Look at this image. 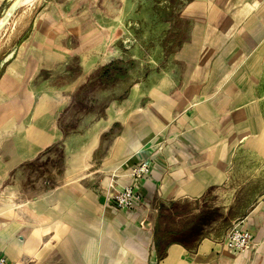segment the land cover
<instances>
[{"label": "crops", "instance_id": "obj_1", "mask_svg": "<svg viewBox=\"0 0 264 264\" xmlns=\"http://www.w3.org/2000/svg\"><path fill=\"white\" fill-rule=\"evenodd\" d=\"M157 1L163 15L150 19L162 37L151 41L158 54L140 61L141 75L133 56L86 70L81 53L124 36L145 0L24 6L36 17L14 62L33 67L32 97L0 92L7 264H264V0ZM93 128L97 140L83 158L88 142L78 140ZM240 149L253 198L233 215ZM140 161L150 171L135 178L130 167ZM129 183L144 196L124 216L109 197ZM237 220L256 248L220 250L215 239Z\"/></svg>", "mask_w": 264, "mask_h": 264}, {"label": "rangeland", "instance_id": "obj_2", "mask_svg": "<svg viewBox=\"0 0 264 264\" xmlns=\"http://www.w3.org/2000/svg\"><path fill=\"white\" fill-rule=\"evenodd\" d=\"M7 1V3H6ZM34 0L29 2L28 0H23L22 2L15 5V0H2L0 5V34L2 35V40L0 42L1 47V59H8L5 63L0 61V92H25L30 91V97H32L31 85L29 83L31 75L33 73V67L28 63L24 65L22 62H14L17 55H22V52H18V47L23 43V37L25 30L30 26L34 27V13L32 15H26L23 13L24 6L33 3ZM130 14L134 11L135 7L133 4L129 3ZM138 10L141 12L139 19H131L127 32L125 30L124 36L117 35L111 41H108L106 45H102L95 51L85 50L81 53V62L86 70L91 68L93 65H100L104 63H109L110 61L121 60L126 61L131 56L138 62V75L142 73L146 74V67L141 68L139 64L140 61H144L143 65H146L148 59L152 56L154 58L157 56V51H152L155 45L151 44L154 39L161 40V35L155 36L157 26L153 27L150 15H163L160 14V7L157 0H145ZM36 7V8H34ZM34 11L40 10L37 8L36 4L33 6ZM8 15V16H7ZM7 16V19L4 17ZM142 17L144 20H142ZM136 21H138V28L136 30ZM11 29H14L10 32ZM162 26H160L161 28ZM3 28V29H2ZM6 28V30H5ZM132 28V30H131ZM154 30V32L152 31ZM161 32V30H160ZM156 44V43H155ZM137 46L144 48H138ZM151 46V47H150ZM19 47V49H20ZM17 49V51H16ZM106 49L108 54L104 56L103 50ZM132 49V50H130ZM140 49V50H139ZM22 50V48L20 49ZM87 57H86V56ZM84 59V60H83ZM84 61V62H83ZM93 63V64H92ZM131 70H135V67H131ZM142 72V73H141ZM7 102V101H4ZM9 134V132H2L0 136ZM81 138V137H80ZM235 160L237 161L235 167V180L230 187H238L234 195L236 198V210L233 211V215H238L242 213L245 203H248L253 197H251L249 188L247 187L248 182H250L249 165L247 163V151L246 149H240L234 154ZM76 164V163H75ZM260 169V168H259ZM260 184V182H258ZM256 183L257 186L259 184ZM237 185V186H236ZM230 189V188H229ZM231 191V190H230ZM229 191V192H230ZM232 196L231 198H234ZM228 197L225 196V199Z\"/></svg>", "mask_w": 264, "mask_h": 264}, {"label": "built area", "instance_id": "obj_3", "mask_svg": "<svg viewBox=\"0 0 264 264\" xmlns=\"http://www.w3.org/2000/svg\"><path fill=\"white\" fill-rule=\"evenodd\" d=\"M149 171L150 167L146 161H140L130 167V174L135 178H141L143 175L148 174ZM143 196L138 188L129 183L121 185L109 199L113 201L119 212L127 216L129 211L136 210L142 203ZM143 223L144 221H140V226H143ZM215 243L220 250L238 252L255 249L257 246L252 230L244 224L243 220L233 221L225 229L224 233L215 239ZM0 264H7V262L4 258H0Z\"/></svg>", "mask_w": 264, "mask_h": 264}, {"label": "bare ground", "instance_id": "obj_4", "mask_svg": "<svg viewBox=\"0 0 264 264\" xmlns=\"http://www.w3.org/2000/svg\"><path fill=\"white\" fill-rule=\"evenodd\" d=\"M23 0H15V5L16 4H18V3H20V2H22ZM29 2H31V0H28ZM125 5V4H124ZM126 8V7H125ZM124 9V8H123ZM126 11H124L123 13H125ZM8 16V15H7ZM7 16H5L4 17V19H7ZM104 21H106V20H104ZM104 23V22H103ZM106 23V22H105ZM109 24H111V22H109ZM105 28V27H104ZM120 29V28H119ZM98 43V42H97ZM92 47H93V45H92ZM87 50H91V49H87ZM83 54V53H82ZM103 54H104V56H106L107 54H108V51H106V49H104L103 50ZM86 56V55H85ZM87 57V56H86ZM84 60V59H83ZM84 62V61H83ZM93 64V63H92ZM159 77V76H158ZM160 82L163 84L164 82H165V78H161V80H160ZM160 86H162V85H160ZM160 86H159V88H160ZM56 87V86H55ZM138 87V86H137ZM136 90V89H135ZM137 90L138 91H140V89H138L137 88ZM60 92V91H59ZM136 91H134L133 93H132V96H131V98L132 99H135L134 97H136L135 95H136V93H135ZM139 94H140V92H139ZM49 95V94H48ZM50 96V95H49ZM139 98V96L137 97V99ZM56 99V98H55ZM59 100V99H58ZM130 100V99H129ZM61 101V100H60ZM66 101V100H65ZM128 101V100H127ZM138 101V100H137ZM134 102H136V101H134ZM124 102H122V104H123ZM127 103V102H126ZM122 104H121V106H122ZM42 105V104H41ZM112 105V104H111ZM126 105V104H125ZM128 106V105H127ZM41 107V106H40ZM111 107V106H110ZM131 107V106H130ZM112 108V107H111ZM110 108V109H111ZM109 109V110H110ZM117 109V108H116ZM136 109V108H135ZM129 110V109H128ZM112 111V110H111ZM126 116V115H125ZM116 118V117H115ZM108 121V120H107ZM106 121V122H107ZM112 121V120H111ZM33 123V122H32ZM48 123V122H47ZM51 123V122H50ZM98 124H100V123H98ZM104 125V124H103ZM95 126H97V125H95ZM43 127V126H42ZM103 127V126H102ZM101 127V128H102ZM45 128V127H44ZM43 128V129H44ZM55 128H57V127H55ZM33 129H34V127L32 126V124H29V125H27V127H25L23 130H22V136L25 138L26 137V139H28L27 137L28 136H32L33 135ZM91 129V128H90ZM54 130V129H53ZM53 132V131H52ZM57 133V132H56ZM59 133H60V131H59ZM58 133V136L60 135ZM49 134H51V133H49ZM97 135H98V130H96V129H92V130H90V131H88L87 133H86V135L83 137V138H81L80 140H78L79 141V143H84V142H88V144H87V147L85 148V150L83 151V158L86 156L87 157V155H88V153H90V150L92 149V147H93V145L96 143V140H97ZM11 136V135H10ZM51 136V135H50ZM34 137V136H33ZM53 137V136H52ZM57 138V137H56ZM7 139V138H6ZM53 139V138H52ZM38 140V139H37ZM77 140V139H76ZM30 141V140H29ZM50 141V140H49ZM48 143V142H47ZM78 143V142H77ZM40 145V144H39ZM81 145V144H80ZM29 146V145H28ZM34 146V145H33ZM44 146V145H43ZM82 146V145H81ZM38 147V146H37ZM29 148V147H28ZM77 148V147H76ZM39 149H40V147H39ZM68 149H70V145H68ZM77 149H79V148H77ZM34 152V151H33ZM79 157V156H78ZM81 157V158H82ZM1 160V159H0ZM71 161H72V163L73 164H75L76 163V161H77V156L76 155H73L72 154V159H71ZM78 167H80V166H78ZM7 201V200H6ZM7 204V203H6Z\"/></svg>", "mask_w": 264, "mask_h": 264}]
</instances>
